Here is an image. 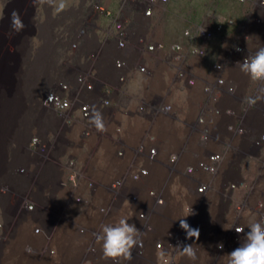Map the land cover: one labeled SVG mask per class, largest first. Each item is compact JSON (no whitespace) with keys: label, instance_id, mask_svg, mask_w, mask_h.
<instances>
[{"label":"built area","instance_id":"2783aa9c","mask_svg":"<svg viewBox=\"0 0 264 264\" xmlns=\"http://www.w3.org/2000/svg\"><path fill=\"white\" fill-rule=\"evenodd\" d=\"M8 1L0 0V17ZM170 1L123 0L120 9L115 12L100 0L94 4V14L88 9L79 10L74 18L70 17L55 31V40L59 43L56 48L60 44L65 45L58 55L61 79L40 99V108L44 113H49L48 121L43 124L42 132L34 133L27 152L32 166H49V171L58 177L57 189L68 192L76 211L84 212L92 208V196L99 185L95 176L88 173L86 161L83 160L98 155L97 150L87 147V141L103 133L90 122L93 110L102 114L115 110L118 107L114 97L122 92L133 71L150 73L144 57L163 49V44L150 41L141 34V30H151L155 26L151 18ZM235 1L250 6L242 24L228 19L198 26L192 32L203 44L223 36L227 45L221 60L212 65V71L218 75L216 84L221 90L216 94L213 87H204V92L210 95V102L203 106L197 118L200 131L198 146L201 149L192 157L193 161L184 164V157L180 154L162 157L155 136L148 134L133 149L120 148L116 151L115 157L126 162L123 172L116 178L112 177L108 183L111 203L95 209L105 219L115 208L124 209L144 234L154 233L155 215L157 219H167L169 227H162V224V230L157 228V242L153 249L157 255L153 264H188V257L181 255V247L190 244L197 252L207 249L213 253L215 260L221 259L243 244L249 223L264 220V111L257 117H251L247 123L255 105L246 102L243 113L239 114L233 105L234 101L237 103L239 100L235 81L231 77L232 68L238 66V62L248 55H254L262 47L256 41L264 38V0ZM41 5L40 0L26 2V8L34 6L37 15ZM99 17L111 22V31L101 33ZM227 26L233 28L229 33L226 32ZM90 42L95 44L94 51L88 47ZM173 48L176 52L173 64L180 78H184L182 63L188 55L199 58L206 56L205 46L186 48L179 43ZM14 49L11 45L10 50ZM103 56H108L109 62L102 69L98 64ZM188 83L195 85L196 80L190 78ZM220 96L232 104L214 105L213 102L220 101ZM161 113L171 115L172 104L142 100L133 107L121 110L126 117L149 118ZM209 115L226 121L223 135L212 131L208 124ZM76 129L80 130L79 137L73 136ZM123 135V125H117L114 136L109 138L120 141ZM245 158H253L260 165L259 175L250 183L238 176L239 164ZM162 170L168 172V181L160 186L158 180L157 187L152 186L150 181L154 180V172L158 174ZM20 173L27 174L29 170L21 167ZM230 173L237 177L231 178ZM35 188L36 185L32 184V194ZM240 189H244L245 193L238 197L237 191ZM31 197H23L16 211L25 218L42 212L50 222L46 220L48 224L32 225L31 232L33 236L42 237L48 242L54 237L55 230H50L57 217L51 218L41 209L38 210L39 206ZM171 197L178 202L180 215L167 210ZM140 216H143L142 220ZM180 219H186L192 228L199 229V239L188 238L180 226ZM75 226L80 238L88 234L91 241L86 245L87 255L90 256L84 258L82 264H103L90 259L91 254L101 249L96 239L100 230L82 224ZM2 227L0 224V230ZM236 227H243L245 233H237ZM140 239L142 246L133 249L130 263L138 262L145 256L147 243ZM45 251L55 253L54 248L46 247ZM109 260L111 264H121Z\"/></svg>","mask_w":264,"mask_h":264},{"label":"rangeland","instance_id":"374dc122","mask_svg":"<svg viewBox=\"0 0 264 264\" xmlns=\"http://www.w3.org/2000/svg\"><path fill=\"white\" fill-rule=\"evenodd\" d=\"M208 0H171L166 9L162 12L163 17H167L166 30L171 42L180 43L182 45L190 44L193 47L195 43L201 44V41L196 37V34H192L193 30L198 26L205 24L207 21L215 23L214 19H209L210 12L213 11V6L205 7ZM215 0V4H216ZM94 3L92 0H67L68 7L59 13H56L54 9L50 8V15L41 14L44 20V25L40 29V34H36L33 38L35 46L29 51V45L27 48H23V56L32 54L35 47L37 51L31 57L29 56L26 61L21 62V68H19L12 74L11 68L8 67L9 61L3 60L2 67L5 71H2V79L0 81V224L4 226V229L0 231V264H56V262H62L61 264H82V260L90 255H87V243L90 241V236L87 234L85 237L80 238L76 231L75 225L78 224L79 215H86L82 221L83 225L97 226L96 229L101 231L103 225L115 224V222L121 216H127L124 209L115 208L109 217L106 219H94L96 215L95 194L92 196V208L88 211H76L71 204L70 196L68 192L57 189L56 181L58 177L45 166L40 171H32V179L27 176H21L17 172L20 166H26L31 163L29 156L25 149L28 144V140L33 137L37 131L42 132L43 124L47 123V116L40 111L38 106L40 103H33V101L40 100L42 96L49 91L54 81L61 77L58 68V58L56 46L59 44L55 40V30H58V17L61 18V13L68 14V11L79 6L86 7ZM112 6L115 11L118 9L119 4ZM116 8V9H115ZM212 8V9H211ZM211 10V11H210ZM72 16V15H71ZM209 17V18H207ZM66 20V19H65ZM62 21V19H61ZM218 23V22H216ZM60 24V22H59ZM107 28V25L105 26ZM229 31V30H227ZM39 33V32H38ZM190 33V34H189ZM220 40H222L220 38ZM32 47V46H31ZM90 50H95V44L90 42L88 44ZM18 58L16 63H19ZM11 62V61H10ZM18 65H16V68ZM10 72V73H9ZM14 75V76H13ZM39 95V97H38ZM41 95V96H40ZM41 97V98H40ZM207 97V96H206ZM11 99V100H10ZM33 100V101H32ZM222 100H225L223 98ZM207 102H204V104ZM236 101L233 105L236 106ZM232 104V103H231ZM34 105L33 107H31ZM219 106V105H218ZM42 115V116H41ZM39 116V117H38ZM164 116H157L158 120H165L167 124L172 123L175 127L177 122L176 112H173V117L161 118ZM171 118L174 120H171ZM105 119V118H104ZM221 122L226 123L225 120L220 119ZM147 122H139L135 124H129L130 129H126L124 139L122 141L115 140L114 138H104L101 135L94 136L87 141V147L95 149L98 152L96 157H87L83 159L86 161V168L90 175L95 176L98 183L108 182L112 177L116 178L123 172L125 161H119L116 157V151L120 148L131 150L136 147L148 134V129L151 130V126L146 124ZM109 133H114L112 127L108 125ZM174 127V128H175ZM128 128V126H126ZM156 129V130H155ZM152 135L155 136L156 145L159 148L160 155L166 158V155L170 150L180 153L184 157L185 163L192 162V157L201 148L198 146V140L188 142L190 151L185 153L178 149L183 144L182 142H167L159 140L157 135V126H154ZM80 130L76 129L73 134L74 137H79ZM100 136V137H99ZM114 136V135H112ZM135 145V146H133ZM172 145L174 148L169 147ZM259 162L253 158H245L241 162V178L245 179L247 183L252 182L259 175ZM38 175V176H37ZM231 178H236L237 175L230 173ZM37 179L39 186L36 184L33 194L30 192L32 184L35 186V180ZM154 180L150 181L152 186H162L168 181V172L162 170L157 174L154 172ZM32 182V184H31ZM6 188V189H4ZM144 192V191H143ZM245 193L244 189L237 191V196L240 197ZM54 195V197H52ZM26 196H32L36 204L40 206L42 211L47 213L49 217L56 218L53 222L54 233L53 241L49 245L56 250V256L53 258L45 254V247L48 245L44 238L36 237L32 235V225L48 224L46 216L40 211L33 217L30 215L27 218L19 215L16 211L15 198L22 199ZM56 197H58L56 199ZM28 198V197H27ZM29 199V198H28ZM169 205L167 210L175 212V215H180V207L178 202L169 198ZM95 211V212H94ZM169 211V212H170ZM167 212V211H166ZM50 213V214H49ZM91 213V214H90ZM52 214V215H51ZM76 214H79L76 216ZM94 214V215H93ZM112 215V218H110ZM93 217V218H92ZM95 218H98L97 216ZM103 218V217H102ZM110 218V219H109ZM62 219V220H61ZM99 220V221H98ZM50 222V220H48ZM98 221V223H96ZM130 224H135L138 227L137 222L134 219H129ZM154 233L141 234L147 243V251L142 259H138V262H131L127 260H121V264H153L154 258L157 255L153 249L157 242V228L164 226H170V222L165 218H158L155 215L154 220ZM163 226L161 227V225ZM3 228V227H2ZM142 232V230H141ZM98 243V242H97ZM98 245H96L97 247ZM99 248V246H98ZM87 249V250H86ZM87 255V256H86ZM92 261L111 264L109 259L103 256L102 250L98 249L97 253L92 254ZM182 258L180 259V261ZM187 261V260H186ZM218 261V262H217ZM227 255L221 259L215 260V257L211 251L197 252V260L195 262L188 258V264H226ZM81 262V263H80Z\"/></svg>","mask_w":264,"mask_h":264},{"label":"bare ground","instance_id":"6f19581e","mask_svg":"<svg viewBox=\"0 0 264 264\" xmlns=\"http://www.w3.org/2000/svg\"><path fill=\"white\" fill-rule=\"evenodd\" d=\"M92 1H94V3L90 6H86V7L79 6V7L88 9L90 13L94 14V4L99 2L100 0H92ZM103 1L105 4H107L110 7V9H112L113 8L112 6H116L115 4L118 3L119 4L118 9L115 8L116 9L115 12H117L120 9V6L123 0H103ZM216 1L217 2L215 4V0H208L207 4L205 5V7H208L210 6L209 5L210 3L211 6H213L214 8L213 11L210 10L211 11L210 16H209L210 18L209 17L207 18L214 19L215 23L220 22V21H225L228 19H233L240 25L246 19L247 11L250 8L248 4H240L236 2L235 0H216ZM26 2L27 0H9L5 4L2 10V13H1V17H0V81L2 79V71L6 70L4 67H2L3 60L9 61L8 67H10L11 71H13L12 74H14L16 70H17V73H20V71L18 72V70L19 68H21V62L26 61V59L29 56L32 57L37 51V48L35 47L32 54L30 53L29 55L23 56V53H24L23 48H27V45H29L28 48L30 52H31V49L34 48L36 44L35 42H33V38L36 34L38 35L40 34V29L44 25V20L37 18L38 15H37L36 8L34 6L26 8ZM45 6L46 4H44V7ZM166 7L162 10H157L156 14L151 18V21L155 24V26H153L151 30L149 31H145L144 29L141 30V34L144 35L146 38H148L150 41H157L163 44V49H159L152 56L144 57V61L147 63L150 73L145 74V73H140L137 70H134L130 79L123 87L122 92H120L114 97V102L117 104L118 108H116L115 110H110L109 112H106L102 115H103V118H105L104 120L106 122L107 129L109 128L108 125H110L112 127V131L114 132V129L117 125H123L124 135L126 133V129L128 130L130 129L129 124L136 125L139 122L143 123L146 121L147 122L146 124L151 126L150 128L151 130L148 129V132L150 134L153 133L152 131H154V126H157V133L162 134L160 136L157 135L159 140L167 141V142H182L183 145L179 147L178 149H181V152L186 154V152L190 151L189 150L190 146L188 147V142H193V141L198 140V137L200 135V131H198L199 125L197 123V118L201 114L203 106L210 102V95L204 92V87L205 86L213 87L216 94L217 92H219V90H221L216 84V78L218 77V75L212 71V65L215 62L221 60L223 56V52L225 51L227 45L224 39L225 37L223 36H218L207 44H203L201 40H200L201 44L197 45V43H195V46L197 47L198 46L206 47V56L204 58H199L197 56L188 55L184 59V62L182 63V68L184 70V78L178 77L177 70L176 68H174V64H173V57L176 54L173 46L178 43L171 42L169 40V36L166 30L167 17L162 16V12L166 9ZM50 8L51 7L45 8L44 14L49 16ZM14 10L19 12L21 19L26 25L24 30L19 33L13 31L11 28V13ZM75 10L76 9H73V11ZM57 21H59L60 23L62 22L60 21V19H58ZM59 22L57 23L58 25H59ZM215 23L211 21H207L205 24H215ZM98 24L100 26L101 33L104 31H107V29H105L106 25H107V28L110 29V31L112 30L111 22L105 17L99 18ZM232 29H233L232 27L227 26L226 32L229 33L230 30ZM98 38H99V35H97V39ZM220 38L222 40H220ZM255 39H258L257 36H255ZM256 44H261L262 47H264V38L261 39L259 42L256 41ZM11 45L15 47L14 51L10 50ZM183 46L186 48L192 47L191 43L185 44ZM18 58H20L19 63H16ZM108 62H109L108 56H103L98 66L102 69L106 68V66L108 65ZM16 65H18L17 68H16ZM231 73H232L231 77L232 79H234L236 87H237V97H238L239 102L235 104H236L237 110L239 111V114L243 113L242 112L243 107L245 103L247 102L248 97L250 96L261 97V99L258 100L257 103L255 104V108H254V112L252 113V116H250L247 120V123H249V120L251 117L252 118L257 117L260 114V112L264 111V81L262 82V81L251 80L249 75L243 73L240 70L239 66L233 67ZM190 78H193L196 80L195 85H190L188 83V79ZM58 79H61V77H59ZM58 79L54 81L52 86L49 88L48 92H50L54 84L57 83ZM223 98L224 96H220V101L218 103L213 102V104L217 106L218 105L219 106L231 105V103H229L228 101L222 100ZM142 100H145L151 103L162 102V103L172 104L173 112L174 111L176 112V120L174 121L172 118L171 120H173L174 122H177L176 127L172 123L167 124L168 122L166 123L165 120L157 119V116L159 115L164 116L165 118L169 119V117H173V113L171 115L161 113L158 115H152L149 118L126 117L121 114V110L123 108L133 107L135 106V104H137L138 102ZM35 102L38 104L40 103V100L36 99L35 101H33V103L35 104ZM204 102H207V103L204 104ZM33 106L34 105H32L31 107ZM38 108L40 111L42 110L40 106H38ZM44 114L47 116V120H48L49 113L45 112ZM164 117H161V118H164ZM208 124L211 126L212 131L215 134L223 135L225 133L226 123L221 122L220 119L209 115ZM126 126H128V128H126ZM1 134L2 133L0 131V136ZM112 135H114V133ZM112 135H111V132L109 133V129H108L106 132L102 133L101 137L109 138V136H112ZM124 135L120 141L124 139ZM28 144L25 147L26 151H27ZM169 147H171V149L174 148L175 150V147H173L172 145H170ZM171 154H180V153H176L170 150V152L166 155V157H168ZM31 164L32 163L26 166H20L17 172L20 173L21 167L26 168L29 170V173L27 174L20 173V175L27 176L32 179V177L34 176L32 175L33 170L35 172L40 171L39 169H42V168L44 169L45 166H47L45 165L44 167L42 166L35 167L36 165L32 166ZM241 173H242V168H241V163H240L239 169H238L239 177H241ZM37 183L38 181L36 179L35 185ZM108 183L109 181L99 183L98 188H97L98 194H95V199H94L95 204H96L95 208H97L98 206L109 205L111 203L112 196L107 189ZM39 184H40V181L37 186H39ZM56 185L58 186V179L56 181ZM1 193H6V192H2L0 189V194ZM52 197H54V195H52ZM57 198L58 197H56V199ZM21 200L22 199L15 198L16 206L20 205ZM40 209L41 208L39 206L38 210ZM19 215H22V214L19 213ZM78 215L79 214H76V216ZM85 216H86L85 214L79 215L78 224L83 225L82 221L84 220ZM96 216L98 218H95ZM100 216L101 215L98 212H96L94 219H99ZM103 219L105 218H102L101 216V219H99L100 222ZM98 221L96 223H98ZM97 226L92 225L89 227L91 229H96ZM3 229H4V226L1 230ZM44 241L47 243L46 240ZM52 241L53 239L48 240V245L46 247L52 248L49 245V243ZM204 251H207V249H204ZM44 252L46 255H49V257L51 258L52 257L54 258L57 254L56 250L54 254H52L51 252H46V251ZM57 263L58 262H56V264Z\"/></svg>","mask_w":264,"mask_h":264},{"label":"clouds","instance_id":"9594fccd","mask_svg":"<svg viewBox=\"0 0 264 264\" xmlns=\"http://www.w3.org/2000/svg\"><path fill=\"white\" fill-rule=\"evenodd\" d=\"M40 3H43V5L40 6L41 9L37 18L41 20L43 19L41 14H44L47 7H52L56 13L62 12L68 7L67 0H40ZM44 4H46L45 7ZM82 9L85 8L78 7L75 11L70 10L67 15L65 14L67 12L61 13V18L58 17L57 19H60V21L62 19V22L58 26L60 27L70 17L74 18L78 11ZM25 27L26 25L21 19L19 12L14 10L11 13L12 30L19 33ZM54 34L56 38V33L54 32ZM60 45L57 50H60ZM57 55H59V52H57ZM237 64L243 73L249 75L251 80L264 81V47L259 48L254 55H248L242 62H238ZM230 91H234V89H230ZM260 99L261 97L259 96H250L247 98V103L255 105ZM90 122L95 126L97 131L106 132L108 130L103 115L98 110H93ZM190 213L191 211L185 217ZM130 218L131 216H121L115 224L102 226L96 239L101 245L103 256L106 259H111L114 262L121 260L131 261L133 249L142 246V240L140 239L141 230L135 224L128 222ZM140 218L142 220L143 216H140ZM180 226L186 231L188 238L196 237V239H199V229L192 228L186 219H180ZM247 228L248 231L246 233L243 227L235 228L237 233H245V239L241 246L227 254L226 264H264V220L249 223ZM225 229L229 228L225 227ZM220 247L223 248V244ZM181 255L188 257L193 262L197 260V250L193 247V244L182 246Z\"/></svg>","mask_w":264,"mask_h":264},{"label":"trees","instance_id":"16d2710c","mask_svg":"<svg viewBox=\"0 0 264 264\" xmlns=\"http://www.w3.org/2000/svg\"><path fill=\"white\" fill-rule=\"evenodd\" d=\"M61 48H63V45H60V48L59 49H61Z\"/></svg>","mask_w":264,"mask_h":264}]
</instances>
